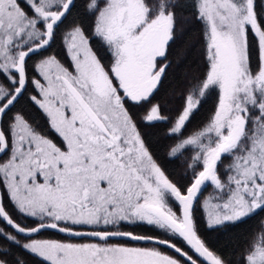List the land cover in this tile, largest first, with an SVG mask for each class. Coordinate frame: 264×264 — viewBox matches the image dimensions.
Segmentation results:
<instances>
[{
    "label": "snow or ice",
    "instance_id": "obj_1",
    "mask_svg": "<svg viewBox=\"0 0 264 264\" xmlns=\"http://www.w3.org/2000/svg\"><path fill=\"white\" fill-rule=\"evenodd\" d=\"M189 8L203 26L207 71L175 96L179 106L153 103L172 63L177 13ZM58 37L70 67L51 51ZM216 92L215 111L185 136ZM144 105L138 121L133 109ZM161 124L175 140L169 162L194 152L183 182L140 127ZM5 154L0 264H28L27 256L40 264H225L200 235L196 206L207 231L264 213V0H0ZM260 223L238 264H264ZM45 231L66 239L34 238Z\"/></svg>",
    "mask_w": 264,
    "mask_h": 264
},
{
    "label": "trees",
    "instance_id": "obj_2",
    "mask_svg": "<svg viewBox=\"0 0 264 264\" xmlns=\"http://www.w3.org/2000/svg\"><path fill=\"white\" fill-rule=\"evenodd\" d=\"M202 33L203 26L194 18L191 8L177 13L175 33L176 39L172 42L168 50V58L172 63L167 70V75L160 85L159 91L152 98L153 103L160 102V104L163 105L165 102H167L170 106H179L180 101L175 99V96L187 90L191 85L196 84L198 80L203 79V76L207 71V62L204 54V38ZM51 51H54L57 56L63 54L65 55L64 48L59 37L57 38V41ZM110 59V56H106L104 62L107 64L110 62ZM35 75V72L30 71V76ZM29 91L32 92L31 85H29ZM33 94L36 93L33 92ZM217 101L218 92L214 93L209 99L208 103L203 106L198 118L194 120L193 124L189 125V127L185 130V136H187L192 131L193 126H199L209 119L211 114L215 111V105ZM144 108H141L142 111H139V115L146 112L147 108ZM167 111V108H163L162 114L166 115ZM134 113L136 114L135 111ZM38 123L40 129L45 132L49 138L53 139V141L58 144L60 143L58 136L48 129V125L44 120L38 119ZM140 127L141 131H150L154 134L155 140L153 144V151H158L159 156L164 158L166 170L171 173L172 178L174 180L183 182L182 178L186 174L187 163L191 162V156L194 154L193 150L189 149L182 156L176 158L172 162H169L167 153L170 146L175 143L174 139L165 138L163 135L169 125L161 124L154 129H145L143 125H140ZM6 158V154L4 156H0V160ZM224 158L228 157L225 156ZM224 158L223 162H225ZM221 166L222 165H220V167ZM197 171H199V168H197ZM187 175L191 177L190 170L187 171ZM210 188L211 185L209 184V186L206 187L200 194L199 201ZM5 203H7V200H5ZM196 207V216L201 225L200 235L202 238L205 239L206 243L213 251H216L218 255H221L224 258L225 264H238L240 253L246 246L248 239H250L251 236L255 234L257 230H259L260 221L264 219V213L253 216L244 224L237 225L236 227L227 231H207L203 227L204 213L201 210L200 205L197 204ZM120 230L132 231L136 234H151L145 227H123ZM34 238L55 240L66 239L64 234L53 231H45L39 237ZM23 242L24 241L21 240V243ZM108 242L118 244L133 243L127 240L115 238L109 240ZM26 259L28 264H40V262L34 257L27 256Z\"/></svg>",
    "mask_w": 264,
    "mask_h": 264
},
{
    "label": "rangeland",
    "instance_id": "obj_3",
    "mask_svg": "<svg viewBox=\"0 0 264 264\" xmlns=\"http://www.w3.org/2000/svg\"><path fill=\"white\" fill-rule=\"evenodd\" d=\"M65 52V51H64ZM63 54V53H62ZM58 58L59 59H61V61L63 62V63H65L67 66H69L70 67V62L68 61V59H67V57H66V54L64 55H60V56H58ZM108 63H110V62H108ZM161 63H163L162 61H161ZM37 78H39V77H37ZM144 107L145 108H148V107H150V105H144ZM144 107H141V108H144ZM141 108H135L134 109V111L136 112V116H138L139 114V111H142V109ZM144 108V109H145ZM145 114V112L143 113V114H140L139 116H138V121H139V117L140 116H143ZM4 156V155H3ZM224 160H225V162H223V164H221L222 166L220 167V170H221V175H223L224 173H223V165L224 164H227L228 162H229V158H224ZM200 170V169H199ZM212 192V186H211V188L207 191V193L201 198V200H200V202H203L204 201V199H205V197H207L210 193ZM198 205H200L199 203H198ZM264 220V219H263ZM260 228H261V223H260ZM260 228H259V230H260ZM259 230H257L256 231V233H258L259 232ZM124 244V243H123ZM126 244H129V243H126ZM132 244V243H131ZM135 246H145V245H135ZM172 254H174V253H172Z\"/></svg>",
    "mask_w": 264,
    "mask_h": 264
}]
</instances>
